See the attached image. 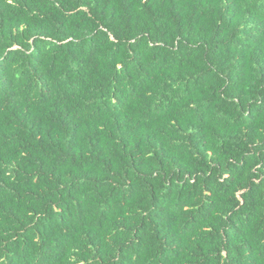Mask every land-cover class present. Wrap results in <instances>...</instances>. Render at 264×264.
Instances as JSON below:
<instances>
[{
  "label": "trees",
  "instance_id": "16d2710c",
  "mask_svg": "<svg viewBox=\"0 0 264 264\" xmlns=\"http://www.w3.org/2000/svg\"><path fill=\"white\" fill-rule=\"evenodd\" d=\"M0 264H264V0H0Z\"/></svg>",
  "mask_w": 264,
  "mask_h": 264
}]
</instances>
